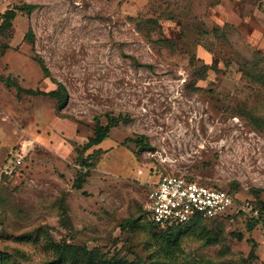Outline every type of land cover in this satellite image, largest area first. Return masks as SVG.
Listing matches in <instances>:
<instances>
[{
    "label": "rangeland",
    "instance_id": "rangeland-1",
    "mask_svg": "<svg viewBox=\"0 0 264 264\" xmlns=\"http://www.w3.org/2000/svg\"><path fill=\"white\" fill-rule=\"evenodd\" d=\"M23 3L0 34L2 264H243L252 249L264 264V224L238 209L264 204V0H0V24ZM59 82L61 110L45 93ZM106 113L130 120L85 148ZM165 174L238 206L152 226L144 204Z\"/></svg>",
    "mask_w": 264,
    "mask_h": 264
},
{
    "label": "built area",
    "instance_id": "built-area-1",
    "mask_svg": "<svg viewBox=\"0 0 264 264\" xmlns=\"http://www.w3.org/2000/svg\"><path fill=\"white\" fill-rule=\"evenodd\" d=\"M27 145L12 155L9 163L2 168L5 174H12L19 167ZM236 199L228 191L214 185L190 179L182 174H165L159 177L148 193L144 212L148 223L157 227L184 224L198 217L226 216L237 207ZM239 210L258 215V209L244 201Z\"/></svg>",
    "mask_w": 264,
    "mask_h": 264
},
{
    "label": "trees",
    "instance_id": "trees-1",
    "mask_svg": "<svg viewBox=\"0 0 264 264\" xmlns=\"http://www.w3.org/2000/svg\"><path fill=\"white\" fill-rule=\"evenodd\" d=\"M34 7H35V4H33V3H23L21 5L14 6L13 8H7L1 14L2 22L0 24V34L4 33V31L7 28L11 27L12 19L15 17L17 11H29V10L33 9ZM43 70L46 73V75L48 76L49 72H48L47 68L44 67ZM258 72H259V70L253 71L251 73V76L258 74ZM256 77H257V79H259V80L262 79V81H264V73L263 72H259L258 76H256ZM28 92L32 93L33 91L28 90ZM39 93H44V92L40 91ZM45 93H48L50 96L54 97L57 100V109L58 110H61L65 106V104L67 102V91H66L65 86L62 83H60V82L57 83L56 88H54L53 90H50L48 92H45ZM105 118H106V123L103 124L100 120V117L95 116V118H94L95 125H94V129H93V133H92V135H90L88 137V139L84 145L85 148L92 147V146L100 143L105 138H107L108 132L112 126H116L119 123H126L130 120V116L128 114L110 115L109 113H106ZM90 157H92V156L90 155ZM80 163H81V170H79L77 172L76 178L74 179V182H73V185L76 188H81L82 183L84 181V178L86 177V173H83L82 170L85 168H88L92 165V162H89L87 160V158L81 159ZM187 178H190V177H187ZM190 179H194V178H190ZM200 182L205 183L203 181H200ZM218 188L224 189L221 187H218ZM224 190L228 191L237 200L236 194L234 192H232L229 189H224ZM254 207L258 209V215L254 216L251 213L250 216L252 218H256L257 220H262V223L264 224V204H255ZM212 218H214V217H212ZM212 218H206V217L204 218V217L196 216L193 219V221L209 220ZM150 225L155 226L153 224H150ZM180 225H182V224L171 225L170 228L177 227ZM68 247H70V249L74 250V251L77 250L78 248H81V247L73 246V245H68ZM61 249H60V251H61ZM84 250H86V249L84 248ZM62 253H63V251H61V254ZM86 253L89 254V256L93 255L92 251L86 250ZM5 254L6 253L0 252V264L4 263ZM254 258H256V254H255L254 250L252 249L246 258L249 260V262H247V261H245V259H243V264H250L251 259H254ZM91 259H92V257H89V261H91ZM105 261L111 263V260H109V259L105 260ZM105 261L102 260V263Z\"/></svg>",
    "mask_w": 264,
    "mask_h": 264
}]
</instances>
